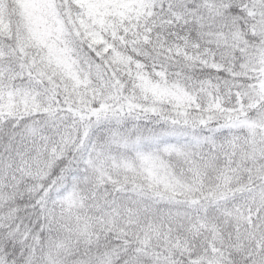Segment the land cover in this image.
Listing matches in <instances>:
<instances>
[{"label": "snow or ice", "instance_id": "obj_1", "mask_svg": "<svg viewBox=\"0 0 264 264\" xmlns=\"http://www.w3.org/2000/svg\"><path fill=\"white\" fill-rule=\"evenodd\" d=\"M0 264H264V0H0Z\"/></svg>", "mask_w": 264, "mask_h": 264}]
</instances>
